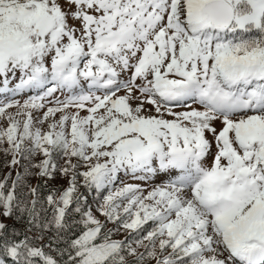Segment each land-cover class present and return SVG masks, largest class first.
I'll use <instances>...</instances> for the list:
<instances>
[{
    "label": "snow or ice",
    "instance_id": "obj_1",
    "mask_svg": "<svg viewBox=\"0 0 264 264\" xmlns=\"http://www.w3.org/2000/svg\"><path fill=\"white\" fill-rule=\"evenodd\" d=\"M0 264H264V0H0Z\"/></svg>",
    "mask_w": 264,
    "mask_h": 264
},
{
    "label": "rangeland",
    "instance_id": "obj_2",
    "mask_svg": "<svg viewBox=\"0 0 264 264\" xmlns=\"http://www.w3.org/2000/svg\"><path fill=\"white\" fill-rule=\"evenodd\" d=\"M7 171V169L3 166V156L0 155V178L3 177V174Z\"/></svg>",
    "mask_w": 264,
    "mask_h": 264
}]
</instances>
